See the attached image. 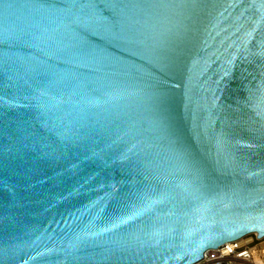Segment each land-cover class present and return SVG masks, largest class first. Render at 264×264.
Here are the masks:
<instances>
[{"label":"water","instance_id":"obj_1","mask_svg":"<svg viewBox=\"0 0 264 264\" xmlns=\"http://www.w3.org/2000/svg\"><path fill=\"white\" fill-rule=\"evenodd\" d=\"M264 236V0H0V264H194Z\"/></svg>","mask_w":264,"mask_h":264},{"label":"built area","instance_id":"obj_2","mask_svg":"<svg viewBox=\"0 0 264 264\" xmlns=\"http://www.w3.org/2000/svg\"><path fill=\"white\" fill-rule=\"evenodd\" d=\"M243 237V242H225L204 253L194 264H264V236L259 239L256 233H250Z\"/></svg>","mask_w":264,"mask_h":264},{"label":"bare ground","instance_id":"obj_3","mask_svg":"<svg viewBox=\"0 0 264 264\" xmlns=\"http://www.w3.org/2000/svg\"><path fill=\"white\" fill-rule=\"evenodd\" d=\"M244 238H245V237H241L238 241H239V242H240V241L243 242V241H244ZM227 243H229V242H227Z\"/></svg>","mask_w":264,"mask_h":264}]
</instances>
